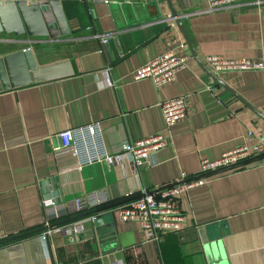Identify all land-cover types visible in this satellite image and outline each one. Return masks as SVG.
<instances>
[{
    "label": "crops",
    "instance_id": "0c3cea01",
    "mask_svg": "<svg viewBox=\"0 0 264 264\" xmlns=\"http://www.w3.org/2000/svg\"><path fill=\"white\" fill-rule=\"evenodd\" d=\"M59 1L65 20L53 18L52 36L41 32L47 26L40 16L31 24L33 34L0 31V56L30 46L39 65L48 66L42 73L46 78L17 86L4 87L10 76L5 74L3 82L0 77V264H53L50 246L56 264L117 259L123 264H216L221 250L227 264H264V163L257 158L207 175L205 183L180 194L186 220L180 230L158 240L138 221L119 214V207L142 189L169 183L182 170L199 173L201 158H216L241 144L247 129L264 139V117L206 69L215 72L209 55L264 54V0H237L215 10L207 9L208 0H172L202 62L169 18L168 0ZM173 21L192 54L187 65L164 85L149 77L134 79L136 68L167 49ZM104 35L110 36L107 41ZM9 61L14 73L17 63ZM7 64L3 61L6 73ZM20 66L15 81L25 79ZM216 74L264 112V69ZM180 95L187 99L188 113L168 127L162 103ZM88 122H98L111 150L158 131L169 141L144 166L129 158L79 166L74 147L63 145L60 132ZM99 188L108 191L107 203L74 209L76 195ZM45 197L69 206V214L55 225L77 226L71 233L49 235V255L40 237ZM96 216L104 221L96 224Z\"/></svg>",
    "mask_w": 264,
    "mask_h": 264
},
{
    "label": "built area",
    "instance_id": "2783aa9c",
    "mask_svg": "<svg viewBox=\"0 0 264 264\" xmlns=\"http://www.w3.org/2000/svg\"><path fill=\"white\" fill-rule=\"evenodd\" d=\"M236 2L237 0H208L207 9L230 7ZM174 25L173 21L166 33L167 49L136 68L133 72L134 79L149 77L155 84L164 85L175 80L180 69L187 65L192 54L186 50L187 41L179 38L173 30ZM109 37L104 35L102 38L107 41ZM208 61L216 73L264 69V54L257 58L213 54L208 56ZM187 103L184 95L172 96L163 101V117L168 127L187 115ZM97 125L98 122H88L64 128L60 132L63 145L74 147L79 166L95 162L113 164L127 158L138 166H144L151 161L153 151L165 146L169 141L165 132L158 131L135 141L123 142L111 150L107 146L103 131ZM256 158L258 162L264 163V139L254 129L249 128L241 144L222 152L216 158H201L199 173L191 174L182 170L180 175L169 183L151 190L142 189L134 199L119 207V214L123 219L138 221L150 238L158 240L169 231L180 230L186 220V215L178 202L180 194L190 187L205 183L207 175L246 166ZM109 200L108 191L99 188L76 195L72 202L74 209L82 212L101 206ZM43 204L47 227L41 231L40 237L49 255V235L53 232L71 233L77 226L69 223L54 224L69 214L67 202L45 197ZM106 264H123V260L117 259Z\"/></svg>",
    "mask_w": 264,
    "mask_h": 264
},
{
    "label": "water",
    "instance_id": "95a60500",
    "mask_svg": "<svg viewBox=\"0 0 264 264\" xmlns=\"http://www.w3.org/2000/svg\"><path fill=\"white\" fill-rule=\"evenodd\" d=\"M168 1L170 3L172 10L169 18L175 19L176 23H178L179 27L181 28L184 36L186 37L190 45L192 53L200 61L199 59L200 57L197 53V50L183 23L182 14L177 11L175 6L173 5L172 0H168ZM59 3H60L59 0H0V31H4L6 33L14 32L17 34L28 31L30 34H33L34 31L36 30L33 29V27H31V24H34L36 21H38L40 16V18L44 20L47 26L42 28L41 32L42 33L49 32V35L52 36L55 28L53 27V18L58 23H61L63 20H65L63 16L64 15L63 10ZM60 33L62 32L60 31ZM10 59H13V64L17 63V65L15 64L16 67L14 73L11 71L12 69H10L11 68V65L9 64ZM3 61H6L8 63L7 67L5 66L7 73L5 72V68L3 67ZM18 63L21 64L20 70L22 71V74H24L25 79H18L17 81H15L14 78H18L19 76L17 75V70H16ZM47 68L48 66L39 65L35 52L30 46L19 49L17 51L7 52L0 56V77L2 78V82L3 79H5L3 78L5 74H8V76H10L11 79L10 85H7L6 81L3 82V84H5L3 85L4 87L17 86L20 84H25L28 82L44 79L46 77L42 76V73ZM206 69L211 73H213L215 78L222 85L231 89L244 103H246L249 107H251L254 111H256L260 116L264 117V112H262L259 108H257L249 101H247L235 89L231 88L225 81H223L216 74V72H213L208 67H206ZM103 221H104L103 217L96 216L94 218V222L96 224ZM46 227L47 226H44L43 229H45ZM218 238L219 239H217V243L221 245V239L219 235ZM49 249L51 252V258L53 260V264H56L52 247L50 246ZM216 264H227L226 256L223 250H221V253H219V255L216 256Z\"/></svg>",
    "mask_w": 264,
    "mask_h": 264
}]
</instances>
